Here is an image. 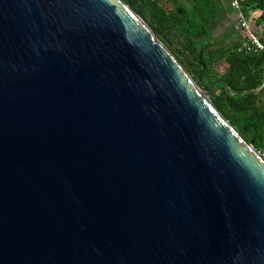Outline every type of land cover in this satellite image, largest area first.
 <instances>
[{"label": "water", "instance_id": "obj_1", "mask_svg": "<svg viewBox=\"0 0 264 264\" xmlns=\"http://www.w3.org/2000/svg\"><path fill=\"white\" fill-rule=\"evenodd\" d=\"M141 9L0 0V264H264V157Z\"/></svg>", "mask_w": 264, "mask_h": 264}, {"label": "trees", "instance_id": "obj_2", "mask_svg": "<svg viewBox=\"0 0 264 264\" xmlns=\"http://www.w3.org/2000/svg\"><path fill=\"white\" fill-rule=\"evenodd\" d=\"M199 2L202 7L193 12L180 0H131L201 89L208 91L215 80H224L211 101L248 142L264 150V87L256 92L264 83V49L247 52L244 35L216 44L218 33L207 28L217 20V9L210 5L205 10L209 1ZM241 5L264 43V0H241ZM235 18L241 27L236 11Z\"/></svg>", "mask_w": 264, "mask_h": 264}, {"label": "flooded vegetation", "instance_id": "obj_3", "mask_svg": "<svg viewBox=\"0 0 264 264\" xmlns=\"http://www.w3.org/2000/svg\"><path fill=\"white\" fill-rule=\"evenodd\" d=\"M208 1H209V4L207 5L205 10H208L209 8H212L211 6H214L217 9V14H218L217 20L215 22L213 21L211 25L207 28L208 31L210 30L212 31V33L215 34L221 20L223 22L222 24L226 25L225 27L233 26V28L236 27V30L239 29L236 18H235V10L231 3L232 0H208ZM180 2L183 7L188 8L193 12L197 11V8L199 10V8L202 7V4H203L199 2V0H180ZM130 3H131V0H130ZM132 5L135 6L136 8H140L134 4ZM141 12H142V9H141ZM221 12L224 15L223 19L222 17L220 18Z\"/></svg>", "mask_w": 264, "mask_h": 264}, {"label": "built area", "instance_id": "obj_4", "mask_svg": "<svg viewBox=\"0 0 264 264\" xmlns=\"http://www.w3.org/2000/svg\"><path fill=\"white\" fill-rule=\"evenodd\" d=\"M231 3L237 13V17L240 21L241 29L243 30L244 36L246 37V39L243 42V48L247 52L263 50L264 43L261 41L260 37L258 36L254 26H252L251 20L245 15L242 9L241 0H232ZM258 151L264 157V150H258Z\"/></svg>", "mask_w": 264, "mask_h": 264}, {"label": "crops", "instance_id": "obj_5", "mask_svg": "<svg viewBox=\"0 0 264 264\" xmlns=\"http://www.w3.org/2000/svg\"><path fill=\"white\" fill-rule=\"evenodd\" d=\"M222 17V19L224 18V15L222 14L221 12V16L220 18ZM222 20L220 22V24L218 25V29H217V38L216 39H221V41H229L231 39H237L239 37L242 38V36L244 35L243 33V30L241 29V27L238 25V28L236 30V27L233 28V26H227L225 27L226 25L222 24Z\"/></svg>", "mask_w": 264, "mask_h": 264}, {"label": "rangeland", "instance_id": "obj_6", "mask_svg": "<svg viewBox=\"0 0 264 264\" xmlns=\"http://www.w3.org/2000/svg\"><path fill=\"white\" fill-rule=\"evenodd\" d=\"M163 3H164V5H166L167 2L164 1ZM169 7H170V6H169ZM253 23H254V22H253ZM254 24H255V23H254ZM252 26H253V24H252ZM215 43H216V44H220V43H221V39H215Z\"/></svg>", "mask_w": 264, "mask_h": 264}]
</instances>
